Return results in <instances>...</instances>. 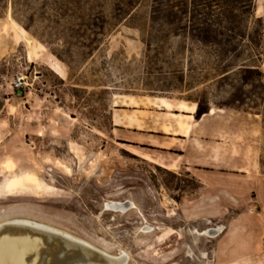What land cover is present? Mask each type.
Listing matches in <instances>:
<instances>
[{"label": "rangeland", "instance_id": "obj_1", "mask_svg": "<svg viewBox=\"0 0 264 264\" xmlns=\"http://www.w3.org/2000/svg\"><path fill=\"white\" fill-rule=\"evenodd\" d=\"M154 1L0 0V223H47L123 251L126 264H264V55L262 85L236 70L219 79L223 52L185 34V22L156 34ZM263 7L254 0L264 45ZM155 98L224 113L183 137L179 113Z\"/></svg>", "mask_w": 264, "mask_h": 264}, {"label": "trees", "instance_id": "obj_2", "mask_svg": "<svg viewBox=\"0 0 264 264\" xmlns=\"http://www.w3.org/2000/svg\"><path fill=\"white\" fill-rule=\"evenodd\" d=\"M220 1L221 3L217 0H194L195 4L189 8L187 4L177 7L171 0H155L149 5V19L154 26L159 27L155 29L156 34L163 33L166 26L180 28L182 22H185V27L181 26L185 34L202 45L209 43L223 52V57H217L219 64L214 68L219 79L227 78L236 70L244 75L255 74L257 83L262 85L263 73L260 71V65L264 55L263 19L255 17L254 0ZM137 10L138 5L130 4L126 17H137ZM250 24L255 25L252 32L249 31ZM84 28L92 32L91 25ZM151 33H147L148 41L153 39ZM62 34L58 27L52 28L49 33L55 38ZM146 47L150 51L151 43L146 44ZM228 55L230 56L227 57ZM247 80L246 77L242 78L244 84L248 83ZM14 90L17 94L21 93L20 88ZM195 113L200 119V116L208 113V109L198 106Z\"/></svg>", "mask_w": 264, "mask_h": 264}, {"label": "water", "instance_id": "obj_3", "mask_svg": "<svg viewBox=\"0 0 264 264\" xmlns=\"http://www.w3.org/2000/svg\"><path fill=\"white\" fill-rule=\"evenodd\" d=\"M110 260L92 245L35 224L0 226V264H109Z\"/></svg>", "mask_w": 264, "mask_h": 264}, {"label": "bare ground", "instance_id": "obj_4", "mask_svg": "<svg viewBox=\"0 0 264 264\" xmlns=\"http://www.w3.org/2000/svg\"><path fill=\"white\" fill-rule=\"evenodd\" d=\"M11 20V19H10ZM12 24H14L16 26V28L18 29L20 34H24V30L19 27L14 21H11ZM7 25V24H6ZM6 30V29H5ZM28 43H31L30 41H27ZM50 69L53 71V73H55L60 79H63L65 76V73L63 71V69L57 64V63H53L50 67ZM125 97V96H124ZM120 98V97H119ZM118 98V99H119ZM116 100V98H115ZM120 100V99H119ZM119 102V101H118ZM120 103V102H119ZM152 105L154 107H156L157 109H164L167 111H176L179 114H173L172 116L174 117V119L176 120V130H177V135H182L183 137H187L189 136V134L191 133L192 130H194L195 128H197L198 126H200V123L203 121V118L206 116H214L217 112L223 114L224 112L222 110H214V109H209L208 113L200 116L201 118L199 120H195L193 115L196 111V105L195 104H191L188 105L185 102H177L172 103L171 101L165 99V98H155L152 102ZM137 102L133 101V99L126 97V101L123 103V105L129 106H136ZM117 105V104H116ZM120 105V104H119ZM213 108V107H212ZM222 109V108H221ZM185 114V115H183ZM197 119V118H196ZM205 119V118H204ZM142 154V153H141ZM216 162V160H215ZM214 162V163H215ZM169 168V167H168ZM6 169V168H5ZM7 170V169H6ZM170 170V169H169ZM242 172V171H241ZM124 181V180H123ZM149 181V180H148ZM94 182V181H93ZM124 184V183H123ZM151 186V185H150ZM105 190V189H104ZM154 190V187H153ZM149 191V190H148ZM106 192V191H105ZM149 192H154V191H149ZM152 195V194H150ZM152 197V196H151ZM154 197V196H153ZM157 199V198H156ZM125 205V204H122ZM121 204L116 203V202H110L107 203L105 205L107 210H118V209H123ZM154 205V204H153ZM98 206V205H97ZM129 206V205H126ZM154 207V206H153ZM127 209V208H126ZM123 213V212H122ZM170 217V216H169ZM170 220V219H169ZM10 223H21V224H35L41 228L50 230V231H54V232H58L60 234H64L67 236H70L74 239H76L77 241H80L82 243H86L89 245H92L102 251H104L105 253H107L110 257L111 260L109 262V264H126L127 262V255L122 253L123 251H121V254L119 255H111L110 253H108L106 250H104L102 247H98V245H94L93 243L80 238L78 236H75L61 228L52 226L50 224L47 223H43V222H39V221H35L32 219H28V218H10V219H6L3 222L0 223V226L4 225V224H10ZM149 230V229H148ZM223 228L221 226H218L217 228H209V229H205L203 230L201 233L199 232L200 236H208V237H216L219 233H222ZM196 233V232H195ZM91 235V234H90ZM86 237V236H85ZM95 237V236H94ZM98 239V238H97ZM95 242V241H94ZM99 243V242H98ZM109 244V243H108ZM112 246V245H111ZM120 252V251H119ZM126 252V251H125ZM131 258V257H130Z\"/></svg>", "mask_w": 264, "mask_h": 264}, {"label": "built area", "instance_id": "obj_5", "mask_svg": "<svg viewBox=\"0 0 264 264\" xmlns=\"http://www.w3.org/2000/svg\"><path fill=\"white\" fill-rule=\"evenodd\" d=\"M24 77L22 75L15 76L12 80V87L14 89L21 88L24 84Z\"/></svg>", "mask_w": 264, "mask_h": 264}, {"label": "crops", "instance_id": "obj_6", "mask_svg": "<svg viewBox=\"0 0 264 264\" xmlns=\"http://www.w3.org/2000/svg\"><path fill=\"white\" fill-rule=\"evenodd\" d=\"M263 1H264V0H263ZM263 8H264V7H263ZM181 136H182V135H181ZM255 174H259V173H257V172H256ZM259 175H261V176H263V177H264V175H263V174H259ZM257 198H258V196H257V197H256V199H255L256 201H257ZM242 228H243V227L241 226V230H242ZM241 230H238V231L236 232V236L238 235V233H240V234H241V232H240ZM242 232H243V231H242Z\"/></svg>", "mask_w": 264, "mask_h": 264}]
</instances>
